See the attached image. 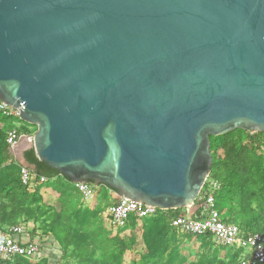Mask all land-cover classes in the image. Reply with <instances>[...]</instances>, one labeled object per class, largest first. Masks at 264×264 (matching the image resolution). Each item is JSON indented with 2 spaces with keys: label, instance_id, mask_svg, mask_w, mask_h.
Wrapping results in <instances>:
<instances>
[{
  "label": "water",
  "instance_id": "obj_1",
  "mask_svg": "<svg viewBox=\"0 0 264 264\" xmlns=\"http://www.w3.org/2000/svg\"><path fill=\"white\" fill-rule=\"evenodd\" d=\"M0 101L20 166L191 208L210 137L264 133V0H0Z\"/></svg>",
  "mask_w": 264,
  "mask_h": 264
},
{
  "label": "trees",
  "instance_id": "obj_2",
  "mask_svg": "<svg viewBox=\"0 0 264 264\" xmlns=\"http://www.w3.org/2000/svg\"><path fill=\"white\" fill-rule=\"evenodd\" d=\"M31 133L35 132V126ZM11 128V119L0 113V153L4 161L10 162L0 165V232L7 227L21 224L20 217H26L39 222L41 233L48 234L52 246L43 243L38 229L35 227L28 232L31 240H37L40 247V257L28 260L23 257H14L11 260L0 261V264H61L63 261L72 260L75 264H123L128 259L131 264H165L163 253L166 246L162 247L163 239H174L176 230L170 225L185 209L160 211L148 219L131 217L128 227L136 222L150 220L149 227L138 224L136 229L141 228V239L144 251H137V239L135 233L124 239L119 231L111 238V245L97 244L92 234L83 231L81 225H72L64 222V211L53 209L47 204L45 196L47 192L57 193L60 181L66 183L68 190L76 193L75 185L63 177L58 171L50 168L47 164L39 161L33 149L24 152L28 164L34 165L32 173L43 176L48 180L40 182L36 180L33 187L25 186L20 181V165L11 155L5 137ZM22 131L29 132L22 128ZM239 136L233 139L236 133ZM210 151L212 155L211 173L204 185L201 194L212 193L215 209L226 223H238L236 226L243 234L264 232V133H249L235 130L230 133L210 137ZM12 162V163H11ZM94 185L92 182H88ZM211 184L217 185L211 188ZM104 188L108 193L113 190ZM109 202L107 208L117 200L107 196ZM44 201V202H43ZM44 203V205H41ZM106 208V210H107ZM98 210H101L98 208ZM105 210V227H107V214ZM199 213L194 218H199ZM71 218L76 219L75 213ZM48 222V223H47ZM153 225V226H151ZM123 231V230H120ZM264 235V234H263ZM46 236V237H47ZM199 238L211 239L210 236ZM222 247V246H221ZM231 249L233 252L227 259L219 257L214 250L210 256L211 261H200L199 264H240L242 260H248L242 249ZM51 249V251L49 250ZM99 250V256L96 251ZM168 264L171 258L167 260ZM166 262V263H167ZM70 264V263H69Z\"/></svg>",
  "mask_w": 264,
  "mask_h": 264
},
{
  "label": "built area",
  "instance_id": "obj_3",
  "mask_svg": "<svg viewBox=\"0 0 264 264\" xmlns=\"http://www.w3.org/2000/svg\"><path fill=\"white\" fill-rule=\"evenodd\" d=\"M0 113L11 119V128L6 133L5 142L14 157V152L21 143L32 141L33 133H31V127L27 126L28 123L21 119L20 113L14 107L0 101ZM22 128L27 129L29 132L22 131ZM19 173L21 183L28 187H33L36 180L40 182L48 180L43 176L35 175L26 166H20ZM74 185L76 193L86 201H91L98 189L97 186L90 183H77ZM216 186L211 184L210 187L213 189ZM196 203L200 210L199 218H194L188 211H183L171 220L170 225L177 232L192 237L210 236L218 246L236 250L242 249L244 255L249 256V258L248 260H242L240 264H264L263 234H243L235 224L223 221L219 212L215 209L212 193H200ZM157 211L158 209L152 206L119 198L106 210L108 217L106 225L113 232L125 230L128 228L131 217L148 219L153 217ZM40 252L37 240L30 239L23 224L7 227L0 232V261L11 260L14 257L34 260L40 257Z\"/></svg>",
  "mask_w": 264,
  "mask_h": 264
},
{
  "label": "rangeland",
  "instance_id": "obj_4",
  "mask_svg": "<svg viewBox=\"0 0 264 264\" xmlns=\"http://www.w3.org/2000/svg\"><path fill=\"white\" fill-rule=\"evenodd\" d=\"M36 127V126H35ZM34 129L31 128V131ZM36 131V128H35ZM239 136L237 132L233 139ZM16 160V159H15ZM17 162V161H16ZM10 162H5L3 154L0 153V165H6ZM12 163V162H11ZM59 191L57 193L47 192V196H45V202L49 205L53 206L55 210L64 211V222L70 223L73 225H81L83 227V231L85 233L92 234L97 240V244H108L111 245V238L115 236L117 233L111 230H106L105 227V210L107 208V203L109 199L107 196H110L112 199H116V195L113 192H107L104 188H98L96 190V194L91 201L83 200L77 193H74L67 189L66 183L60 181ZM44 202V201H43ZM41 205H44L42 203ZM101 209V210H98ZM72 213H75L76 219L71 218ZM150 220H144L143 222H136L130 225L123 231H119V235L124 239H127L131 233H135V237L137 239V251H144L143 241L140 237L141 228L136 229L138 224L146 225L149 227ZM18 223L23 224L25 227H35L40 232V235L44 236L42 238L43 243H47V246L50 248L53 247L51 239L49 236L43 235L41 233L42 228H40V224L38 221H34L33 219H28L26 217H20ZM48 223V222H47ZM237 226L240 225L235 223ZM153 226V225H151ZM29 229V228H28ZM31 232V231H29ZM47 236V237H46ZM174 239H163L162 247L166 246L167 250L163 253V257L165 260V264H168L167 260L171 258L170 264H199L200 261H211L210 256L215 250L219 257H223L227 259L229 255L232 254L231 249H225L221 246L216 245L212 239L207 238H199L192 237L186 235L185 233L177 232L174 233ZM39 240V239H37ZM51 251V249H49ZM96 256H99V250L96 251ZM70 264H75L71 259L68 260ZM167 262V263H166ZM67 261L61 262V264H69ZM123 264H131L128 259L123 260Z\"/></svg>",
  "mask_w": 264,
  "mask_h": 264
},
{
  "label": "crops",
  "instance_id": "obj_5",
  "mask_svg": "<svg viewBox=\"0 0 264 264\" xmlns=\"http://www.w3.org/2000/svg\"><path fill=\"white\" fill-rule=\"evenodd\" d=\"M117 200V199H116ZM185 211H188L189 214H191L193 217L199 213V207H198V204L195 203V205H193L191 208H187L185 209ZM29 228V229H28ZM27 231H31L32 230V227H26ZM264 234V232H263Z\"/></svg>",
  "mask_w": 264,
  "mask_h": 264
}]
</instances>
